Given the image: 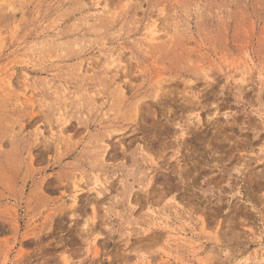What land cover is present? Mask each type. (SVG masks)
<instances>
[{
    "label": "rangeland",
    "instance_id": "obj_1",
    "mask_svg": "<svg viewBox=\"0 0 264 264\" xmlns=\"http://www.w3.org/2000/svg\"><path fill=\"white\" fill-rule=\"evenodd\" d=\"M0 264H264V0H0Z\"/></svg>",
    "mask_w": 264,
    "mask_h": 264
},
{
    "label": "bare ground",
    "instance_id": "obj_2",
    "mask_svg": "<svg viewBox=\"0 0 264 264\" xmlns=\"http://www.w3.org/2000/svg\"><path fill=\"white\" fill-rule=\"evenodd\" d=\"M199 116V115H198Z\"/></svg>",
    "mask_w": 264,
    "mask_h": 264
}]
</instances>
